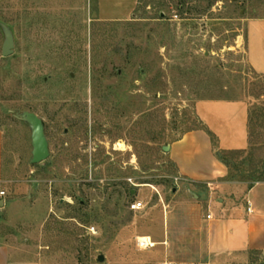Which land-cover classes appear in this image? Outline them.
Wrapping results in <instances>:
<instances>
[{"label":"rangeland","instance_id":"1","mask_svg":"<svg viewBox=\"0 0 264 264\" xmlns=\"http://www.w3.org/2000/svg\"><path fill=\"white\" fill-rule=\"evenodd\" d=\"M254 17L264 0H0V239L43 264H161L134 237L151 231L158 194L177 187L162 147L201 126L196 101L248 100L242 168L264 172V75L244 43ZM25 110L49 142L37 164L14 116Z\"/></svg>","mask_w":264,"mask_h":264},{"label":"crops","instance_id":"2","mask_svg":"<svg viewBox=\"0 0 264 264\" xmlns=\"http://www.w3.org/2000/svg\"><path fill=\"white\" fill-rule=\"evenodd\" d=\"M244 43L248 64L264 75V17L247 19ZM194 110L201 126L169 144L177 187L167 198L158 194L153 227L141 235L156 242L161 264H254L264 258V180L228 179L210 136L217 149L246 150L249 102L200 99ZM2 142L0 131V181ZM31 255L24 245L0 239V264H43Z\"/></svg>","mask_w":264,"mask_h":264},{"label":"water","instance_id":"3","mask_svg":"<svg viewBox=\"0 0 264 264\" xmlns=\"http://www.w3.org/2000/svg\"><path fill=\"white\" fill-rule=\"evenodd\" d=\"M4 39L1 46L2 56H8L13 52L14 39L8 26L1 24ZM17 119L24 121L30 129L31 158L30 164H37L44 161L50 154L49 142L45 134V127L42 119L34 112L22 111L14 115ZM169 145L162 147L164 151H169ZM4 206V200H0V208ZM104 256L100 254L98 261H102Z\"/></svg>","mask_w":264,"mask_h":264},{"label":"trees","instance_id":"4","mask_svg":"<svg viewBox=\"0 0 264 264\" xmlns=\"http://www.w3.org/2000/svg\"><path fill=\"white\" fill-rule=\"evenodd\" d=\"M212 144L215 148V154L217 158L223 162L228 168V179L232 180H247L250 182L264 180V172L259 173L258 176L254 172L250 175H245L242 166L250 161V154L246 153V150H220L217 149V142L215 136L210 133Z\"/></svg>","mask_w":264,"mask_h":264},{"label":"built area","instance_id":"5","mask_svg":"<svg viewBox=\"0 0 264 264\" xmlns=\"http://www.w3.org/2000/svg\"><path fill=\"white\" fill-rule=\"evenodd\" d=\"M178 177H176V181H178ZM6 197V192L4 190L0 189V200L1 199H5ZM130 209L131 210H137L140 209L141 207H143L142 202L141 201H134L132 203H130ZM89 231H91L92 233L95 232L94 227H89ZM134 245L135 248L138 250H148L151 249L153 247L156 246V242L148 235H136L134 237Z\"/></svg>","mask_w":264,"mask_h":264}]
</instances>
